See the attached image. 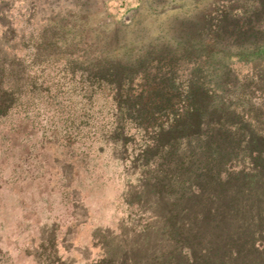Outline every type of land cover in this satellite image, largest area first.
I'll list each match as a JSON object with an SVG mask.
<instances>
[{"label": "trees", "instance_id": "trees-1", "mask_svg": "<svg viewBox=\"0 0 264 264\" xmlns=\"http://www.w3.org/2000/svg\"><path fill=\"white\" fill-rule=\"evenodd\" d=\"M254 3L205 38L210 60H242L243 74L210 67L216 80L200 83L190 60L156 56L130 76L104 63L78 104L87 112L45 119L80 164L110 151L140 171L128 203L149 220L96 264H264V0ZM11 34L0 39V122L35 102ZM150 195L163 212H147Z\"/></svg>", "mask_w": 264, "mask_h": 264}, {"label": "rangeland", "instance_id": "rangeland-1", "mask_svg": "<svg viewBox=\"0 0 264 264\" xmlns=\"http://www.w3.org/2000/svg\"><path fill=\"white\" fill-rule=\"evenodd\" d=\"M254 1L0 0V39L12 31L6 46L25 56L35 100L32 114L0 122V264H96L138 236L149 220L128 203L139 169L110 151L80 164L78 152L53 142L45 119L87 112L78 104L104 63L130 76L156 56L175 68L190 60L200 83L216 80L210 67L243 74L242 60H210L205 38ZM162 203L150 195L147 212H163Z\"/></svg>", "mask_w": 264, "mask_h": 264}]
</instances>
